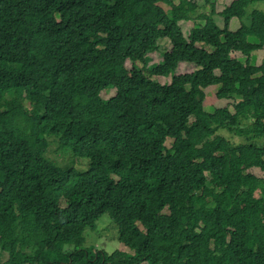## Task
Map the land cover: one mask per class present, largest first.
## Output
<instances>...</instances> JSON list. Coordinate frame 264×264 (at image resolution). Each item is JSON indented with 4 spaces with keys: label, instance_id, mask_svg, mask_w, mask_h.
Masks as SVG:
<instances>
[{
    "label": "trees",
    "instance_id": "16d2710c",
    "mask_svg": "<svg viewBox=\"0 0 264 264\" xmlns=\"http://www.w3.org/2000/svg\"><path fill=\"white\" fill-rule=\"evenodd\" d=\"M189 3L0 0V264H264V11L245 21L264 0H234L224 28ZM213 85L233 111L205 110ZM106 213L133 254L82 247Z\"/></svg>",
    "mask_w": 264,
    "mask_h": 264
},
{
    "label": "rangeland",
    "instance_id": "374dc122",
    "mask_svg": "<svg viewBox=\"0 0 264 264\" xmlns=\"http://www.w3.org/2000/svg\"><path fill=\"white\" fill-rule=\"evenodd\" d=\"M175 4H179L180 1L183 0H173ZM190 3H197L199 5L198 10L205 12L208 15H214V18L217 22V24L221 27L224 28L225 22L224 19L221 17L220 13L224 10V8L232 3L233 0H188ZM194 5V4H193ZM165 9L171 10V8L165 6ZM254 9H260L264 11V3H254L249 6L247 9V17L246 20L248 19L250 13ZM180 22V21H179ZM205 22L203 20H198L196 17H194L191 21L187 22L186 21H181L178 23L180 25L182 32L186 36L189 35L190 31L199 26L204 24ZM241 27V20L235 18L231 22L230 30L233 32H236L239 28ZM252 42H257L256 39L252 38ZM160 50L154 54L149 55L151 61L149 62V65H154V64H160L163 60V54L166 51H170L172 48V45L169 40H163L161 41L160 44ZM234 58L240 60L243 63H246L247 57L242 55L241 53H235L232 55ZM264 62V49L261 51H257L253 53L252 58H251V63L256 66L262 65ZM133 64H137L139 67H143V63L136 59L134 56H131L130 60L127 61L125 67H123V71L130 70L133 66ZM194 65H190L187 63H182L179 66V69L176 71V74H185V73H190L193 72L196 68L193 67ZM153 79L159 80L161 84H166L171 82V77L169 78H164V77H153ZM221 86L219 85H213L207 89H205L206 93V99L204 102V107L207 112L213 113L219 108H225L229 107L231 111H233L234 104L238 102L240 99L239 98H230V99H221L218 97V92L220 90ZM116 93L115 89H110L102 92V97L104 99H109L112 96H114ZM26 105L29 106V104L26 102ZM221 135H224V137H228V139L231 140V142L234 145H238L241 142L240 138L237 137H232L231 135H227V131H221ZM172 144V140H168V145L170 146ZM58 149V144H52L51 145V151L48 150V157L54 158V153L53 151ZM58 162H62L63 165L59 164ZM58 162H55L58 166L61 168H66V167H72L75 168L76 170L85 169L90 165V159L86 158H75L71 159L68 161L65 157H60L58 159ZM77 162V163H76ZM76 163V164H75ZM77 165V166H76ZM87 167V169H88ZM86 170V169H85ZM250 172L253 173L257 178L259 179H264V171L260 168H252L250 169ZM258 196V194H257ZM80 198L78 197H72L70 198V201H79ZM69 200H62V206L67 207L68 206ZM118 227L114 224L112 221L110 215L108 213L104 214L101 219L98 221V226L97 229L94 231L88 230L85 234V242L83 244V248L90 249L94 253L97 251H107L108 253H113L115 251H122L126 252L129 254H133L134 251L125 246L124 244L120 243L118 240ZM8 259V255L4 253L0 249V262H5Z\"/></svg>",
    "mask_w": 264,
    "mask_h": 264
},
{
    "label": "clouds",
    "instance_id": "9594fccd",
    "mask_svg": "<svg viewBox=\"0 0 264 264\" xmlns=\"http://www.w3.org/2000/svg\"><path fill=\"white\" fill-rule=\"evenodd\" d=\"M232 2H233V1H232ZM226 7H228V5H227ZM226 7H225V8H226ZM225 8H224V9H225ZM258 10H260V9H258ZM223 11H224V10H223ZM223 11H222V12H223ZM222 12H221V13H222ZM221 13H220V15H221ZM212 16L214 17V15H212ZM221 17H222V16H221ZM222 18H223V17H222ZM187 22H189V21H187ZM230 26H231V25H230ZM190 32H191V31H190ZM183 33H184V32H183ZM189 34H190V33H189ZM185 36H186V35H185ZM188 36H189V35H188ZM188 36H186V37L188 38ZM234 54H235V53H234ZM242 55H243V54H242ZM232 57H233V56H232ZM255 66H256V65H255ZM175 74H176V73H175ZM176 75H181V74H178V72H177ZM182 75H184V74H182ZM171 80H172V79H171ZM169 83H170V82H169ZM166 84H167V83H166ZM208 88H209V87H208ZM204 92H205V90H204ZM205 94H206V93H205Z\"/></svg>",
    "mask_w": 264,
    "mask_h": 264
},
{
    "label": "crops",
    "instance_id": "0c3cea01",
    "mask_svg": "<svg viewBox=\"0 0 264 264\" xmlns=\"http://www.w3.org/2000/svg\"><path fill=\"white\" fill-rule=\"evenodd\" d=\"M234 1V0H233Z\"/></svg>",
    "mask_w": 264,
    "mask_h": 264
}]
</instances>
